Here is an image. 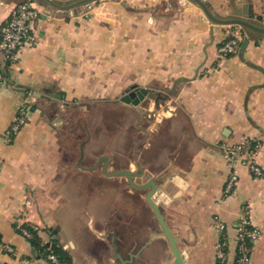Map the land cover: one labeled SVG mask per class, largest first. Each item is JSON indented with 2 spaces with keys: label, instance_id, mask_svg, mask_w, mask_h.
I'll use <instances>...</instances> for the list:
<instances>
[{
  "label": "crops",
  "instance_id": "0c3cea01",
  "mask_svg": "<svg viewBox=\"0 0 264 264\" xmlns=\"http://www.w3.org/2000/svg\"><path fill=\"white\" fill-rule=\"evenodd\" d=\"M210 1L228 12L229 0ZM15 3L0 1V25ZM252 4L256 16L264 13V0ZM38 6V42L20 49L0 84V240L14 249L0 252V264H52L20 234L25 224L42 243L55 239L68 264H121L120 257L124 264H154L146 242L160 225L153 223L146 190L129 185L122 193L126 177L106 174L138 166L144 174L134 181L155 177L158 207L188 264H216V219L224 224L227 264H233L245 204L260 231L248 264H264V176L238 161L237 183L223 195L232 166L221 149L259 139L255 157L264 170V35L246 30L237 53L220 56L229 25L202 20L177 0H108L68 17ZM138 88L146 93L135 104L121 100ZM24 100L28 120L8 140L5 130ZM109 109L132 121L128 157L114 143L91 145L93 136H103L97 123ZM112 136L115 142L119 135ZM137 202L149 221L140 238ZM126 226L134 237L127 243ZM154 240L162 242L157 264H171L166 238Z\"/></svg>",
  "mask_w": 264,
  "mask_h": 264
},
{
  "label": "built area",
  "instance_id": "2783aa9c",
  "mask_svg": "<svg viewBox=\"0 0 264 264\" xmlns=\"http://www.w3.org/2000/svg\"><path fill=\"white\" fill-rule=\"evenodd\" d=\"M41 9L38 4L23 0L16 2L10 9L5 21L0 25V84L5 83L7 76L5 68L8 65H17L20 49L25 45H36V22L40 19ZM264 22V13L257 16ZM246 30L238 25H229L226 38L219 44L217 54L230 56L237 53L239 42L245 36ZM16 67V66H15ZM30 103L24 100L17 109L16 115L5 130V137L11 140L20 131L28 120ZM261 145L259 139L247 138L235 144H221L224 157L230 162L232 168L223 188V195H229L238 180L236 165L239 163L248 166L254 176H264V170L256 161V153ZM215 226L218 229L219 237L215 243L216 264H227L229 260V246L224 235V224L216 219ZM20 234L26 238L32 236V232L23 226L18 227ZM235 256L233 264H248L250 250L258 239L260 231L251 221L249 205L241 207L238 220L235 226ZM14 252L11 245L0 244V252ZM52 264H68L61 261L54 253L49 252L45 256Z\"/></svg>",
  "mask_w": 264,
  "mask_h": 264
},
{
  "label": "water",
  "instance_id": "95a60500",
  "mask_svg": "<svg viewBox=\"0 0 264 264\" xmlns=\"http://www.w3.org/2000/svg\"><path fill=\"white\" fill-rule=\"evenodd\" d=\"M6 1V0H0ZM8 1V0H7ZM20 2L23 0H9ZM36 4L42 5L46 13L52 14L56 17H68L75 15L78 10L84 12L85 10L97 5L98 3L108 0H30ZM177 2L186 11L200 12L202 14V20H208L212 24L216 25H238L247 31L264 35V22L259 20L253 12L252 0H243L239 5L236 0H229L228 12H219V10L212 4L210 0H177ZM44 17L45 14H42ZM248 42V37H244L241 48H244ZM127 93L121 96V100L127 103L135 104L139 98H142L146 93V89L138 88L135 90H126ZM139 172L132 171L130 169H119L112 173H106L109 175H123L126 177L129 185L136 189H145V201L151 207L156 220L160 225V231L157 233L164 236L168 242L169 248L172 252L173 259L171 264H188L184 260V255L178 247L177 237L172 233L170 227L166 223V220L158 207V197H160L159 185L155 183V177L146 179L142 182H136L133 176H141L143 169L138 166ZM121 264L125 263V260L119 258Z\"/></svg>",
  "mask_w": 264,
  "mask_h": 264
},
{
  "label": "rangeland",
  "instance_id": "374dc122",
  "mask_svg": "<svg viewBox=\"0 0 264 264\" xmlns=\"http://www.w3.org/2000/svg\"><path fill=\"white\" fill-rule=\"evenodd\" d=\"M113 113L114 112L112 109L106 110L104 114V118H101L98 121L97 124L99 125L97 126L102 127V128H99V131H102L101 129H103L104 134H102L103 136H100V135L93 136L91 145L96 146L97 143L99 145L103 144L105 149H107V147L108 148L111 147L114 143L113 146H116V148L118 146V148L121 149V154L124 155V157L125 156L128 157L130 154L129 151L134 144V137L132 134L133 130H132V126H130V123H132V121L129 120V118H127V115L123 111H120L118 115L113 114ZM89 121H91V119ZM93 122L96 123V120H94ZM115 132H117L119 136L116 137L115 142H113L114 140H112L113 139L112 134ZM141 141H142V138H141ZM137 149L138 147H136V152H135L136 155H137ZM131 156H133V153ZM123 162L124 161H122V163ZM136 172H139V169ZM143 174H144V170H143ZM143 174L141 176H143ZM128 186H129L128 182L121 183L122 193H124L127 190ZM137 190L139 191L140 189H137ZM128 198L129 197L127 194L122 195V202H124L123 204L126 205L127 209L128 207H130V202ZM137 203H136V206L138 210L136 212V217H135V221H136L135 222V231H136L135 236L136 238H140L141 236H144V233H145L144 231L146 227H148L149 221H148V217H146L144 214L145 213L144 210H142L141 206H139V203L138 204ZM127 209L126 211L124 210L125 213H121L122 220L124 221L127 220L123 218V216H126L128 214ZM153 223L154 225L156 224L155 215L153 216ZM122 225H121V228L123 229L124 226ZM128 228L129 227L126 226L125 228L126 233L123 234L124 235L123 240L125 243L129 241V238H132L131 240L134 239L132 232L128 231ZM158 232L159 231H154V232L149 233V238L146 242V243H148L149 241L152 242L151 249L149 250V254H148V259L153 261L154 264H157V262L160 261L161 256H162V242L161 240H154L156 239V237L160 236L159 234H157Z\"/></svg>",
  "mask_w": 264,
  "mask_h": 264
},
{
  "label": "trees",
  "instance_id": "16d2710c",
  "mask_svg": "<svg viewBox=\"0 0 264 264\" xmlns=\"http://www.w3.org/2000/svg\"><path fill=\"white\" fill-rule=\"evenodd\" d=\"M23 227L26 228V229H29L32 232V236L30 238H27V239L30 241L32 247L34 249H36L37 253L40 256H44L45 257L47 255V253L52 252L61 261H64V262H69L70 261V259H69L68 255L66 254V252L60 247V245L57 243V241L55 239L52 240L50 245H47L46 243H42L41 242V240H40L35 228H32L30 225H27V224L23 225ZM18 231H19V229H18ZM0 244H2L1 240H0Z\"/></svg>",
  "mask_w": 264,
  "mask_h": 264
}]
</instances>
